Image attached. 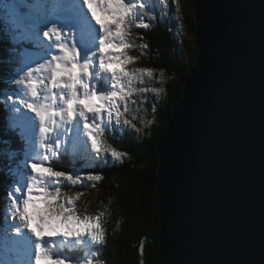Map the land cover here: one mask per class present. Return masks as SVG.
Here are the masks:
<instances>
[{
	"label": "snow or ice",
	"instance_id": "snow-or-ice-1",
	"mask_svg": "<svg viewBox=\"0 0 264 264\" xmlns=\"http://www.w3.org/2000/svg\"><path fill=\"white\" fill-rule=\"evenodd\" d=\"M2 2L0 52H18L11 62L0 54V66L7 65L0 67V83L16 85L3 92L10 112L5 131L16 132L22 143L13 148L11 140H0L9 145L0 149V160H8L4 180L11 176L9 206L0 222V264H102L96 246L106 243L104 213L78 214L82 193L67 195L60 186L103 177L61 170L57 162L123 161L127 153L108 144L105 133L121 124L140 132L126 117L129 105L137 103L133 97L144 103V94L161 92L137 87L153 70L128 67L136 59L126 51L136 46L129 37L133 27L149 28L144 17L156 19L154 7L166 8L168 0ZM97 8L109 19L98 16ZM33 47L36 51H29ZM37 205L43 207L34 219L30 209ZM73 220L82 227H74ZM64 249L84 255L73 258Z\"/></svg>",
	"mask_w": 264,
	"mask_h": 264
},
{
	"label": "water",
	"instance_id": "water-1",
	"mask_svg": "<svg viewBox=\"0 0 264 264\" xmlns=\"http://www.w3.org/2000/svg\"><path fill=\"white\" fill-rule=\"evenodd\" d=\"M200 55L160 146L163 264H264V0H197Z\"/></svg>",
	"mask_w": 264,
	"mask_h": 264
},
{
	"label": "trees",
	"instance_id": "trees-1",
	"mask_svg": "<svg viewBox=\"0 0 264 264\" xmlns=\"http://www.w3.org/2000/svg\"><path fill=\"white\" fill-rule=\"evenodd\" d=\"M196 3L197 0H168L167 12L160 5L156 11L153 9L151 15L159 14L169 21L157 20V16L149 20L145 16L144 21L151 25L149 28H132L129 38L136 46L126 51L136 59L128 67L153 70V77L145 75V83L137 87L158 88L161 92L159 96L152 92L144 94V103H141L139 95L133 97L137 103L129 105L126 117L141 129L140 132L121 124L122 136H105L108 144L127 153L123 161L109 158L107 162L88 169L80 163L74 166L69 157L57 162L61 170L103 177L95 182L60 186L62 193L67 195L82 193L76 201L78 214L95 216L104 213L101 226L106 232V243L96 246L102 264H163L160 251L159 149L176 106L184 97L191 68L200 55ZM2 14L0 7V16ZM142 44L148 47H140ZM7 53L0 52L11 62L12 58ZM0 67L7 69V65ZM15 88L16 85L10 82L0 83V140L13 141L16 135V132L5 131V120L10 117V112L5 110L3 102V92L10 93ZM11 147L16 148V144L12 143ZM8 148V144L0 143V149ZM7 164V158L0 160V222L9 206L7 183L11 176L8 181L4 180Z\"/></svg>",
	"mask_w": 264,
	"mask_h": 264
},
{
	"label": "rangeland",
	"instance_id": "rangeland-1",
	"mask_svg": "<svg viewBox=\"0 0 264 264\" xmlns=\"http://www.w3.org/2000/svg\"><path fill=\"white\" fill-rule=\"evenodd\" d=\"M186 1H188V0H184V2H186ZM158 7H160V5L157 3L156 6L154 7V11H156L155 9L158 8ZM162 8L164 9V12H167V8H164V7H162ZM97 15L100 16L102 19H105V20H108L109 19V17L106 15V13L102 12V10L100 8H97ZM161 20L163 22L167 21V19L164 18V17H162ZM131 39H132V37H131ZM42 207H43L42 205H37L36 208L30 209V211H32V213L34 215V219H35L36 215L38 214V212L42 209ZM75 223L76 222L73 220L72 221L73 226L74 227H77V226H75ZM45 234H47V228H46Z\"/></svg>",
	"mask_w": 264,
	"mask_h": 264
},
{
	"label": "clouds",
	"instance_id": "clouds-1",
	"mask_svg": "<svg viewBox=\"0 0 264 264\" xmlns=\"http://www.w3.org/2000/svg\"><path fill=\"white\" fill-rule=\"evenodd\" d=\"M173 18H174V16H173ZM175 18H177V13H175ZM174 20V19H173Z\"/></svg>",
	"mask_w": 264,
	"mask_h": 264
}]
</instances>
